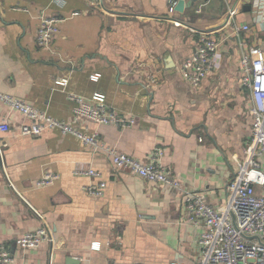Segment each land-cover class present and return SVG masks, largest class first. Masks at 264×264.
<instances>
[{
    "label": "crops",
    "instance_id": "1",
    "mask_svg": "<svg viewBox=\"0 0 264 264\" xmlns=\"http://www.w3.org/2000/svg\"><path fill=\"white\" fill-rule=\"evenodd\" d=\"M61 1L0 0V91L68 123L77 106L70 94L91 100L100 93L136 123L128 129L80 123L105 147L94 151L54 130L21 135L29 121L0 103V123L10 124L0 133V246L14 264H197L204 227L189 220L184 194L203 193L218 209L227 199L253 131L241 58L264 49V0H186L174 14L173 0ZM44 15L64 19L49 48L37 45ZM235 26L249 30L238 37ZM205 35L220 47L213 73L196 89L178 68ZM149 71L158 77L152 92L143 88ZM108 149L145 163L161 149L157 162L180 187L115 168ZM89 168L107 183L102 198L84 191L99 181L81 174ZM49 173L54 184L38 187ZM43 225L53 245L17 243Z\"/></svg>",
    "mask_w": 264,
    "mask_h": 264
},
{
    "label": "built area",
    "instance_id": "2",
    "mask_svg": "<svg viewBox=\"0 0 264 264\" xmlns=\"http://www.w3.org/2000/svg\"><path fill=\"white\" fill-rule=\"evenodd\" d=\"M61 0H56L61 4ZM177 0L170 4L169 12L176 13ZM76 15V14H74ZM264 17V9L263 16ZM64 19L44 15L41 17L37 32V45L49 48L54 37L60 32ZM248 26H235V32L240 37L242 31H248ZM219 42L207 35L202 36L195 52L179 66L181 77L193 88H200L215 69V59L219 50ZM242 84L250 90L253 106L250 115L253 119L252 135L244 148V157L238 161V171L227 187L228 196L221 209L208 203L206 196L200 192L186 191L184 205L189 220L204 227L198 238L201 257L197 264H264V49L251 48L241 58ZM148 67L147 64L139 66ZM100 75L92 76L98 81ZM1 82V77H0ZM158 82L155 72L149 71L143 88L154 91ZM60 87H66L67 80L56 82ZM76 102L71 123L63 122L50 116L47 112L38 110L25 101L2 93L0 103L10 110L24 116L29 124L21 128L23 136H40L46 130L58 131L63 135H72L94 151L105 148L99 144L98 134L88 135L78 125L92 123L99 126L110 125L120 129H128L135 125L134 118L126 117L111 109L105 95L97 93L86 100L81 96L69 95ZM10 124L4 120L0 123V133H8ZM0 145V155L2 151ZM106 153L113 166L119 170H127L147 182L160 186L179 188L180 184L169 172L157 162L163 155L161 149L155 150L150 163H145L131 156L108 149ZM79 173V172H78ZM80 174V173H79ZM87 177L99 180L97 184L84 187V191L92 197L102 198L107 188L103 174L89 168L83 173ZM56 176L46 174L37 182L38 187L54 184ZM22 248L37 249L44 243L54 244L49 228L45 225L34 232L22 236L17 242ZM93 250H99L100 244H93ZM14 256L10 250L0 246V264H14ZM180 264V263H176Z\"/></svg>",
    "mask_w": 264,
    "mask_h": 264
},
{
    "label": "water",
    "instance_id": "3",
    "mask_svg": "<svg viewBox=\"0 0 264 264\" xmlns=\"http://www.w3.org/2000/svg\"><path fill=\"white\" fill-rule=\"evenodd\" d=\"M186 0H178V3L176 5V12H183L185 9ZM68 264H78L77 262H74V260L70 261Z\"/></svg>",
    "mask_w": 264,
    "mask_h": 264
}]
</instances>
